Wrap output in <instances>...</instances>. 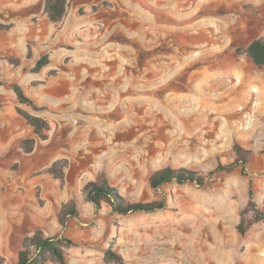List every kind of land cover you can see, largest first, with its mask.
Listing matches in <instances>:
<instances>
[{
    "label": "rangeland",
    "instance_id": "374dc122",
    "mask_svg": "<svg viewBox=\"0 0 264 264\" xmlns=\"http://www.w3.org/2000/svg\"><path fill=\"white\" fill-rule=\"evenodd\" d=\"M53 23L45 0H0V257L16 264L27 236L71 241L68 264H264V224L237 226L253 188L264 212V67L245 53L264 37V0H67ZM47 54L40 73L31 69ZM9 58L20 59L15 66ZM19 84L47 110L19 103ZM50 124L47 140L18 113ZM34 139L26 153L22 142ZM252 152L245 168L209 176ZM55 165V166H54ZM54 167L63 178L50 172ZM203 172L206 184L153 190L152 172ZM107 176L153 213L96 211L84 187ZM79 217L63 226L64 205ZM47 264H58L50 260Z\"/></svg>",
    "mask_w": 264,
    "mask_h": 264
},
{
    "label": "trees",
    "instance_id": "16d2710c",
    "mask_svg": "<svg viewBox=\"0 0 264 264\" xmlns=\"http://www.w3.org/2000/svg\"><path fill=\"white\" fill-rule=\"evenodd\" d=\"M68 9L67 0H45V13L53 23L61 22ZM11 25L0 23V30H9ZM245 53L248 55L253 64L259 68L264 67V37L254 39L246 48ZM9 62L15 66L20 65V59L9 58ZM50 62L47 54L42 55L36 62L31 72L38 74ZM9 83L0 77V86H7ZM10 86V85H9ZM12 90L17 96L19 103L29 106L35 112L47 110L45 106L39 105L25 93L24 89L17 83L11 85ZM18 113L24 118L26 123L33 128V132L40 140H47L50 132L49 122L40 116L30 114L22 109H18ZM35 140L28 139L22 142V148L26 153H31L34 149ZM236 155L235 161H218L216 168L209 172L212 176L216 173L231 172L234 168L242 166L245 168L252 157V152L245 150L239 145L234 146ZM55 166V165H54ZM50 172L57 179H62L63 174L57 173L54 167ZM206 176L203 172L190 170L186 168L172 169L165 168L152 172L149 178L150 187L153 190H159L162 186L175 182L179 185L188 183L204 185L206 184ZM86 200L90 202L96 211L102 209L103 203L110 205L113 211L121 216L132 213H153L163 210L167 206V198L164 196L160 201L153 202H132L119 193L116 187H113L107 176L102 174L98 181H91L84 187ZM64 211L59 217V221L66 226L69 217H79L77 210V202L72 200L70 204H65ZM264 224V212L259 209L255 200L253 188L250 189V198L243 213L242 220L237 226L238 233L245 237L251 227L255 224ZM71 244V241L60 238L45 237L40 231L32 236H27L23 240L22 249L18 252V261L16 264H47L50 260H54L58 264H68L64 247ZM105 260L116 264H126L124 258L115 253L112 249L105 251ZM0 264H4V260L0 257Z\"/></svg>",
    "mask_w": 264,
    "mask_h": 264
}]
</instances>
